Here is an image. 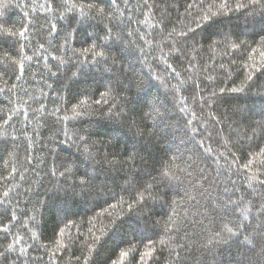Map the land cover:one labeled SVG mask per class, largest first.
<instances>
[{
	"label": "trees",
	"instance_id": "1",
	"mask_svg": "<svg viewBox=\"0 0 264 264\" xmlns=\"http://www.w3.org/2000/svg\"><path fill=\"white\" fill-rule=\"evenodd\" d=\"M0 264H264V0H0Z\"/></svg>",
	"mask_w": 264,
	"mask_h": 264
},
{
	"label": "snow or ice",
	"instance_id": "2",
	"mask_svg": "<svg viewBox=\"0 0 264 264\" xmlns=\"http://www.w3.org/2000/svg\"><path fill=\"white\" fill-rule=\"evenodd\" d=\"M20 35H21V36H23V35H24V32H23V31H22V32H20Z\"/></svg>",
	"mask_w": 264,
	"mask_h": 264
}]
</instances>
